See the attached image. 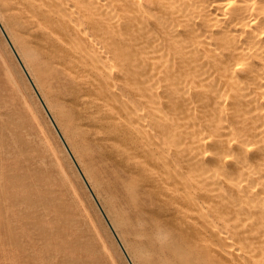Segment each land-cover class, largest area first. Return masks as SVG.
I'll use <instances>...</instances> for the list:
<instances>
[{"label":"bare ground","instance_id":"obj_1","mask_svg":"<svg viewBox=\"0 0 264 264\" xmlns=\"http://www.w3.org/2000/svg\"><path fill=\"white\" fill-rule=\"evenodd\" d=\"M0 34L123 261L264 264V0H0Z\"/></svg>","mask_w":264,"mask_h":264},{"label":"rangeland","instance_id":"obj_2","mask_svg":"<svg viewBox=\"0 0 264 264\" xmlns=\"http://www.w3.org/2000/svg\"><path fill=\"white\" fill-rule=\"evenodd\" d=\"M0 39V128L14 127L12 119L23 121L28 127L27 132L18 130L23 142L5 138L10 142L8 149L0 144V264H128L123 261L113 232L103 227V223L107 226L104 218L70 161L57 130L28 81H24L9 47ZM50 200L58 204L59 210L50 205ZM206 206L210 207L207 203ZM205 210L210 220H219L214 208ZM238 246L244 253L250 250Z\"/></svg>","mask_w":264,"mask_h":264}]
</instances>
